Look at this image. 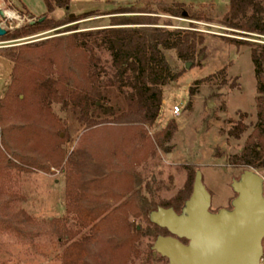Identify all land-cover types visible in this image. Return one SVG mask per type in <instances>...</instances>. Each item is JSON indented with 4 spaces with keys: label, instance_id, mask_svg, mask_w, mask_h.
Returning <instances> with one entry per match:
<instances>
[{
    "label": "rangeland",
    "instance_id": "1",
    "mask_svg": "<svg viewBox=\"0 0 264 264\" xmlns=\"http://www.w3.org/2000/svg\"><path fill=\"white\" fill-rule=\"evenodd\" d=\"M3 2L0 25L7 35L0 37V104L5 101L0 108V264H65L68 247L89 234L80 219L103 211H115L119 223L125 217L136 235L131 238L123 227L115 229L118 223L104 222L97 242L87 248V264H167L153 251L157 237L165 234L151 222L153 211L162 207L181 212L197 171L212 195V212L231 208L236 197L232 181L247 168H233V158L256 127L258 94L251 47L237 48L224 37L252 45L264 44V37L233 33L220 24L229 0H71L69 11L58 9L47 19L92 15L77 23V32L109 28L112 16L107 14L117 8L157 9L159 3L182 2L211 20L161 15L160 25L171 22V30L194 24L205 38L206 57L187 69L174 51H165L181 77L163 87L162 109L153 125L106 78L97 102L103 111L93 108L84 120L71 105L53 103L41 112L6 101L14 67L6 51L70 33L55 29L15 38L46 7L42 0ZM98 56L109 67V54ZM233 83L240 90H233ZM177 106L181 113L174 115ZM239 112L248 114V130L236 140L228 132L240 121ZM14 127L24 129L12 131ZM256 172L264 179V169Z\"/></svg>",
    "mask_w": 264,
    "mask_h": 264
},
{
    "label": "trees",
    "instance_id": "2",
    "mask_svg": "<svg viewBox=\"0 0 264 264\" xmlns=\"http://www.w3.org/2000/svg\"><path fill=\"white\" fill-rule=\"evenodd\" d=\"M42 1L47 12L23 28L22 32H18L15 38L55 29H59L57 34H70L54 37L40 44L13 47L6 51L5 57L14 64L12 82L6 92V101L11 104H28L41 112L49 111L53 103H60L64 107L71 105L79 109L82 119L88 120L93 108L100 111L104 109L97 106V102L103 98L101 90L106 78L111 86L117 85L125 99L136 105L143 113L144 120L153 125L162 109L163 87L181 77V74L174 73L169 65L165 51H174L177 59L186 64H194L197 61V65H200L203 55L206 57L205 38L195 29L194 24H191L189 29L173 30L168 28L172 26L171 22H167L164 27L160 25L161 15L184 18V13V19L187 20L211 21L205 14L194 12L182 2L170 5L159 3L157 9H153L151 5L145 8H117L107 14L112 16L109 28L77 32V23L92 15H74L71 18L69 14L61 20H48V15L58 9L69 11L71 0ZM220 24L233 33L264 37V0H229V9ZM62 27L64 28L60 29ZM224 40L237 48L245 45L251 47L258 94L256 127L242 153L233 158V168L243 167L259 171L264 169V44L252 45L235 38L224 37ZM199 47L202 48L198 52ZM98 53L109 54V67L101 64ZM231 88L240 90V84L233 83ZM4 102L0 104V108ZM238 115L240 121L228 132V135L236 140L248 130L244 123L248 114L239 112ZM23 129L24 127H14L12 131ZM113 213L115 211L105 215L106 212L103 211L95 216L87 214L80 219L82 227L90 228L89 234H83L68 247L65 264H87V248L97 242L104 222L115 225L118 223L115 229L123 227L124 233L131 238L136 235L132 233V225L125 217L120 225V220L117 221ZM162 231L164 236L169 235L167 231Z\"/></svg>",
    "mask_w": 264,
    "mask_h": 264
},
{
    "label": "water",
    "instance_id": "3",
    "mask_svg": "<svg viewBox=\"0 0 264 264\" xmlns=\"http://www.w3.org/2000/svg\"><path fill=\"white\" fill-rule=\"evenodd\" d=\"M6 35L0 25V37ZM231 187V208L212 212V195L197 171L181 212L160 207L151 213V222L169 234L157 237L153 251L167 264H263L264 179L247 169Z\"/></svg>",
    "mask_w": 264,
    "mask_h": 264
},
{
    "label": "built area",
    "instance_id": "4",
    "mask_svg": "<svg viewBox=\"0 0 264 264\" xmlns=\"http://www.w3.org/2000/svg\"><path fill=\"white\" fill-rule=\"evenodd\" d=\"M181 113V108L179 106L175 107L173 110L174 115H179Z\"/></svg>",
    "mask_w": 264,
    "mask_h": 264
},
{
    "label": "crops",
    "instance_id": "5",
    "mask_svg": "<svg viewBox=\"0 0 264 264\" xmlns=\"http://www.w3.org/2000/svg\"><path fill=\"white\" fill-rule=\"evenodd\" d=\"M4 4L3 0L0 1V8H1V5Z\"/></svg>",
    "mask_w": 264,
    "mask_h": 264
},
{
    "label": "flooded vegetation",
    "instance_id": "6",
    "mask_svg": "<svg viewBox=\"0 0 264 264\" xmlns=\"http://www.w3.org/2000/svg\"><path fill=\"white\" fill-rule=\"evenodd\" d=\"M227 209H230V208H227Z\"/></svg>",
    "mask_w": 264,
    "mask_h": 264
}]
</instances>
